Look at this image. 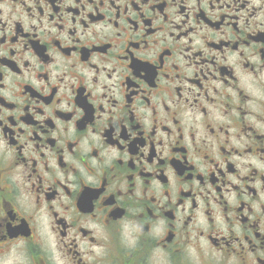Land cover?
Segmentation results:
<instances>
[{
    "label": "flooded vegetation",
    "instance_id": "af4514ba",
    "mask_svg": "<svg viewBox=\"0 0 264 264\" xmlns=\"http://www.w3.org/2000/svg\"><path fill=\"white\" fill-rule=\"evenodd\" d=\"M0 264H264V0H0Z\"/></svg>",
    "mask_w": 264,
    "mask_h": 264
}]
</instances>
